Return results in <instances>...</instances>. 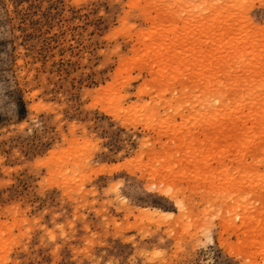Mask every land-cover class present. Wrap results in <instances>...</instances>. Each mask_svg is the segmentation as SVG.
Masks as SVG:
<instances>
[{
	"label": "rangeland",
	"instance_id": "rangeland-1",
	"mask_svg": "<svg viewBox=\"0 0 264 264\" xmlns=\"http://www.w3.org/2000/svg\"><path fill=\"white\" fill-rule=\"evenodd\" d=\"M0 264H264V0H0Z\"/></svg>",
	"mask_w": 264,
	"mask_h": 264
},
{
	"label": "bare ground",
	"instance_id": "bare-ground-1",
	"mask_svg": "<svg viewBox=\"0 0 264 264\" xmlns=\"http://www.w3.org/2000/svg\"><path fill=\"white\" fill-rule=\"evenodd\" d=\"M187 1V0H186ZM209 84V83H208ZM209 85H211L212 86V84L210 83ZM208 85V86H209ZM207 86V85H206ZM210 86V87H211ZM209 87V89H208V87H207V89H208V91H206V92H204L203 91V94L205 93V96H203V94H202V96L200 97V108H201V110L203 111V109H205L204 110V112H202V114H201V112H200V115L202 116V117H205L206 116V118H209V119H207L208 121H210V123L212 124V122L215 124L216 122H215V120L214 119H218V118H222V117H224V116H226V115H228V113L230 112V109L232 108V104H231V102H230V100L228 101V99H225L226 98V95L225 94H223L222 93V91H220V93L219 94H217V93H215V91L217 92V91H219V90H213L212 88H210ZM206 88V87H205ZM214 88V87H213ZM216 88V87H215ZM212 89V90H211ZM211 90V91H210ZM210 91V92H209ZM207 92H209V94H208V96H207ZM210 93H211V95H210ZM212 93H215V94H212ZM222 93V94H221ZM201 94V93H200ZM223 95H225V98L223 97ZM200 110V111H201ZM200 116V117H201ZM221 116V117H220ZM214 120V121H213ZM212 121V122H211ZM153 175V174H152ZM251 184V183H250ZM156 186H157V184H156ZM239 186V185H238ZM254 187V186H253ZM252 190V189H251ZM254 190V189H253ZM250 192V191H249ZM168 194H169V192H168ZM176 204L178 205V207L180 208V209H183V206H184V204H183V201H181V200H176ZM183 204V205H182ZM246 204V203H245ZM246 207V206H245ZM248 208V207H247ZM249 209V208H248ZM157 209H155L154 208V211L155 212H158V210L156 211ZM165 214H170L171 212H168V211H166V212H164ZM153 214V213H152ZM154 215V214H153ZM156 216V215H155ZM246 216L247 215H245V218H244V220L242 221L243 223H249L248 221L250 220H248V218H246ZM249 216V215H248ZM243 218V217H242ZM251 219L253 220V218L251 217ZM250 222H251V220H250ZM253 243H255V240L253 241Z\"/></svg>",
	"mask_w": 264,
	"mask_h": 264
}]
</instances>
